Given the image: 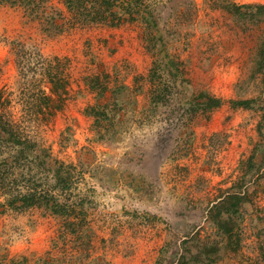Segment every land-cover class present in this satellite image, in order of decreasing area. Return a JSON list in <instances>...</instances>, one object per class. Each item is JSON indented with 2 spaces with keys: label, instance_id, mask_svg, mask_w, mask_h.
<instances>
[{
  "label": "rangeland",
  "instance_id": "1",
  "mask_svg": "<svg viewBox=\"0 0 264 264\" xmlns=\"http://www.w3.org/2000/svg\"><path fill=\"white\" fill-rule=\"evenodd\" d=\"M149 4L183 70L178 92L157 110L142 21L83 24L66 0H0V109L27 115L30 136L75 167L63 197L84 208L87 221L86 234H73L47 207L0 206V264H176L204 243L222 248L213 264H264V13L225 8L264 0ZM56 57L64 62L65 102L48 120L37 92L53 93L43 61ZM202 93L223 105L190 112L204 103ZM248 99L258 100L255 107L234 104ZM92 107L122 108L116 129L110 120L97 126ZM240 184L247 202L234 252L211 210Z\"/></svg>",
  "mask_w": 264,
  "mask_h": 264
},
{
  "label": "trees",
  "instance_id": "2",
  "mask_svg": "<svg viewBox=\"0 0 264 264\" xmlns=\"http://www.w3.org/2000/svg\"><path fill=\"white\" fill-rule=\"evenodd\" d=\"M66 3L69 11L79 17L83 24H110L117 27L129 19L132 22L142 21L148 30L146 37L149 41V51L154 56V66L151 69L149 80L152 83L151 100L156 110L168 97H173L174 93L178 92L177 82L183 74L181 63L168 53L169 40L158 27L160 14L149 4V0H66ZM233 6L236 5L229 4L225 8L240 14H244L245 10L250 11L245 14H251L255 9L264 13V5H244L236 8ZM63 64V60L57 57L48 64L43 61L44 69L50 72V82L54 89L50 95H47L42 88L38 89L37 101L39 104L45 103L49 110L48 114H43L44 119H53L63 108L65 92L59 93V89L65 90L67 83L64 71H59ZM198 99H203L204 103L189 109L190 112L197 114L201 108L212 110L223 105L222 99L207 93H202ZM1 102L2 94H0V104ZM257 102V99H248L237 101L234 104L253 108ZM102 108L92 107L90 111V114L95 117L97 126L101 127L104 121L110 120L112 127L116 129V122H119L121 118L122 108H114L111 110L112 113ZM28 118L24 115L18 119L13 113L3 112L0 109V198L3 199L0 206L15 211H25L32 207H47L52 214L67 220V230L73 234L84 232L86 234L85 209L63 197L73 189L76 176L75 167L55 159L48 149L30 136L27 131L28 126H26ZM258 130L264 143V116ZM108 132L111 134L109 130ZM104 136L105 134L102 133V138ZM261 146L262 144L259 148ZM262 147L264 149V145ZM254 155L257 157L258 153ZM261 169L259 168V171ZM44 182L48 184L47 189H42L45 186ZM231 189L211 211L218 229L227 238L226 248L229 251L238 252L242 246V235L239 232L236 218L240 214L242 205L247 201L246 192L241 184ZM201 247V253L197 255L183 252L176 264L215 263L222 249L220 245L204 243ZM261 252L264 256L263 245Z\"/></svg>",
  "mask_w": 264,
  "mask_h": 264
}]
</instances>
